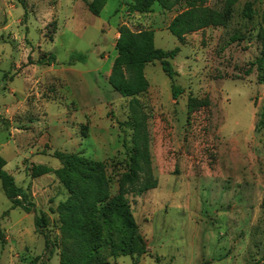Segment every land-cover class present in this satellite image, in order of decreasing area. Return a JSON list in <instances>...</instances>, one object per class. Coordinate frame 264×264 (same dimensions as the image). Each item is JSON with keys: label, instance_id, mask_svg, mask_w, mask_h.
Here are the masks:
<instances>
[{"label": "rangeland", "instance_id": "1", "mask_svg": "<svg viewBox=\"0 0 264 264\" xmlns=\"http://www.w3.org/2000/svg\"><path fill=\"white\" fill-rule=\"evenodd\" d=\"M125 1L0 0V156L36 206L13 208L0 180V264H60L57 210L69 193L53 173L33 178L34 166L60 169L55 152L84 155L106 165L113 193L129 170L131 98L109 83L122 25L181 48L171 63L184 90L173 99L161 63L146 66L149 88L137 98L158 186L127 196L148 248L138 264H264V0H236L220 26L210 12L231 0L148 13ZM191 96L207 105L190 113ZM43 213L50 250L34 224Z\"/></svg>", "mask_w": 264, "mask_h": 264}, {"label": "trees", "instance_id": "2", "mask_svg": "<svg viewBox=\"0 0 264 264\" xmlns=\"http://www.w3.org/2000/svg\"><path fill=\"white\" fill-rule=\"evenodd\" d=\"M138 1L142 3L141 6L128 0L125 3L132 11L148 13L153 11L155 4H159L165 10H172L181 4L197 7L207 2V0ZM235 1L231 0L223 13L211 10V24L225 25ZM22 4L26 8L24 0ZM88 6L90 10L95 11L92 4L88 3ZM248 15L251 16V10ZM262 41L264 47V33ZM116 50L117 56L113 62L109 83L122 97L131 98L130 116L133 128L129 170L119 175L117 192L113 193V183L106 165L78 153L55 152L54 156L62 163L60 169L54 170L47 165H37L30 171L33 178L55 174L69 193L68 198L59 204L57 210L59 231L65 242L60 254V264H110L111 258L134 255L138 258L132 264H138L139 256L148 251L127 198L130 193L147 192L158 186L152 167L147 116L137 97L149 88L145 75L146 66L156 61L161 63L163 72L172 81L173 99H178L183 94V88L174 83L178 73L171 63L181 48L176 47L172 50L158 48L155 45L153 30L135 32L127 25H122L119 28ZM72 58L85 59V56L73 55ZM50 60L55 59L51 56ZM259 62L264 63V50ZM206 105L207 100L191 96L188 100V111L191 113ZM6 165L7 161L0 156V180L5 195L13 208L34 213L35 203L31 201L27 191L17 184L15 177L5 169ZM34 224L38 233L44 236L45 249L50 250L53 242L46 231V215L44 213L35 215ZM0 241L4 246L5 234L1 227Z\"/></svg>", "mask_w": 264, "mask_h": 264}]
</instances>
